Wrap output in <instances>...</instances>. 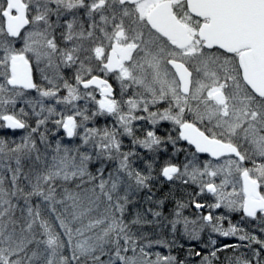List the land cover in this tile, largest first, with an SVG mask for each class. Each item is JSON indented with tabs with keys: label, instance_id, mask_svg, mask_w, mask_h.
<instances>
[{
	"label": "snow or ice",
	"instance_id": "6c2138e0",
	"mask_svg": "<svg viewBox=\"0 0 264 264\" xmlns=\"http://www.w3.org/2000/svg\"><path fill=\"white\" fill-rule=\"evenodd\" d=\"M143 7L0 0V264H264V0Z\"/></svg>",
	"mask_w": 264,
	"mask_h": 264
},
{
	"label": "water",
	"instance_id": "95a60500",
	"mask_svg": "<svg viewBox=\"0 0 264 264\" xmlns=\"http://www.w3.org/2000/svg\"><path fill=\"white\" fill-rule=\"evenodd\" d=\"M217 0H189L193 12L204 14L209 11ZM247 4H259V0H242ZM221 15L225 18L226 28L233 35L246 34L251 38L257 35L258 24L264 19V9L247 7L242 9L222 11ZM10 22L15 23L10 17ZM166 33H168L166 31ZM252 59L247 66L248 73L256 81L264 84V39L261 40L258 52L250 54Z\"/></svg>",
	"mask_w": 264,
	"mask_h": 264
},
{
	"label": "flooded vegetation",
	"instance_id": "af4514ba",
	"mask_svg": "<svg viewBox=\"0 0 264 264\" xmlns=\"http://www.w3.org/2000/svg\"><path fill=\"white\" fill-rule=\"evenodd\" d=\"M148 1L144 0V4ZM172 5L173 0H152L143 15L147 16L156 28L180 38L181 32L175 21ZM181 10L177 6V12Z\"/></svg>",
	"mask_w": 264,
	"mask_h": 264
},
{
	"label": "rangeland",
	"instance_id": "374dc122",
	"mask_svg": "<svg viewBox=\"0 0 264 264\" xmlns=\"http://www.w3.org/2000/svg\"><path fill=\"white\" fill-rule=\"evenodd\" d=\"M149 1H150V2H149ZM149 1L146 2V3L144 4V7H143V9H142V11H141V14H142V15L145 13L147 7L150 5V3H151L152 0H149Z\"/></svg>",
	"mask_w": 264,
	"mask_h": 264
}]
</instances>
